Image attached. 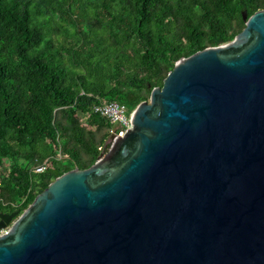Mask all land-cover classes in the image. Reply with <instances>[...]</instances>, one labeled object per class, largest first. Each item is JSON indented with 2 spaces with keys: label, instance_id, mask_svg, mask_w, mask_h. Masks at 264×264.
Instances as JSON below:
<instances>
[{
  "label": "water",
  "instance_id": "95a60500",
  "mask_svg": "<svg viewBox=\"0 0 264 264\" xmlns=\"http://www.w3.org/2000/svg\"><path fill=\"white\" fill-rule=\"evenodd\" d=\"M243 16L93 165L0 212V264H264V9Z\"/></svg>",
  "mask_w": 264,
  "mask_h": 264
},
{
  "label": "trees",
  "instance_id": "16d2710c",
  "mask_svg": "<svg viewBox=\"0 0 264 264\" xmlns=\"http://www.w3.org/2000/svg\"><path fill=\"white\" fill-rule=\"evenodd\" d=\"M261 9L264 0H0V212L24 211L99 159L119 127L96 104L132 113L180 58L232 41L243 12Z\"/></svg>",
  "mask_w": 264,
  "mask_h": 264
},
{
  "label": "built area",
  "instance_id": "2783aa9c",
  "mask_svg": "<svg viewBox=\"0 0 264 264\" xmlns=\"http://www.w3.org/2000/svg\"><path fill=\"white\" fill-rule=\"evenodd\" d=\"M93 111L97 114H100L109 119V121L115 126L119 127V130L115 129L114 138L111 140L109 138L107 144L108 146L101 147L102 153L99 158H101L109 149V143L114 141L118 136L125 135L128 128L132 126V115L133 112L130 113L126 105L118 102V101H104L102 103L96 104L94 106ZM62 155V151H60ZM47 160L35 167V171L38 173H43L47 170L48 164ZM10 229V225L0 229V236L6 234Z\"/></svg>",
  "mask_w": 264,
  "mask_h": 264
}]
</instances>
